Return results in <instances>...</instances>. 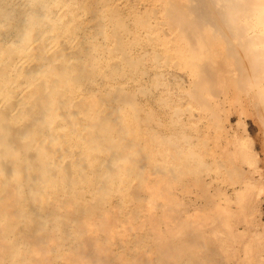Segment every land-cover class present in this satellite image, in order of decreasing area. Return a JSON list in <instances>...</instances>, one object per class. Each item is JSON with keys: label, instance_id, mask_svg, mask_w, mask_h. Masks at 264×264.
Returning <instances> with one entry per match:
<instances>
[{"label": "bare ground", "instance_id": "obj_1", "mask_svg": "<svg viewBox=\"0 0 264 264\" xmlns=\"http://www.w3.org/2000/svg\"><path fill=\"white\" fill-rule=\"evenodd\" d=\"M198 1L199 6H195L196 8L204 7L207 3L206 0ZM208 2L210 3V0ZM221 2L227 4L224 10L230 7L228 13L223 11L224 14L217 8L216 12L223 14L221 20L226 19L224 18L226 13L229 14V22L234 21L233 24L241 17L246 19L247 26L243 27L250 30L251 37L249 39L247 36L250 41L245 37L246 42L242 43L243 46L246 43V46L252 48L249 49L247 46L246 49L251 50L249 52L251 60L246 51L248 59L246 57L245 59L250 61L248 65L251 66L247 65V70L252 71L250 76L254 79L250 81L251 84L256 83V90L262 93L264 0H227L230 5L225 0ZM214 3L211 2V6ZM126 8V0H0V264H44L41 262L48 251L52 253L49 264H105L111 256L109 248L104 246V237L108 231L113 230V227L107 226L104 220L114 215L117 218V225L125 223L129 212L136 208L132 207L134 205L132 201L136 200L133 196L134 191L139 190L138 184L143 180L142 171L147 168L143 165L146 166L149 162L151 171H159L158 165L161 167V161L168 159L166 152L154 149L153 147L157 145L149 142L150 146H155L150 148L149 153L148 149H145L149 155L148 160L145 158L148 162L145 164L143 161L142 164V158L139 160V156L142 155L138 152L142 150L140 151L141 147L136 145L138 141L133 134L138 129L132 131L129 125L130 118L136 115V111L133 113L135 115L131 113L138 103L125 92L128 89L126 87L134 83L137 85L138 82L137 78L128 72L130 69L124 74L120 73L123 66L133 67L134 63H138L133 61L131 63L126 57V54L134 50L128 48L129 40L134 38V41L137 33L143 35L145 39L149 38V28L160 30V25L168 20V15L161 5L159 11L163 18L165 16L167 18L163 19V22L161 19H154L149 23L137 20L138 18L135 20L133 16L123 18L121 15ZM209 8L214 12L211 7ZM199 9L196 10V16L203 19L208 12L201 17V14L197 15ZM207 9L205 8L206 11ZM203 10L204 8L202 12ZM153 12L155 11H151ZM173 23L169 20L168 24H171V27L166 25L171 29ZM224 24L222 26L227 27L228 24ZM233 24L228 27L229 31L237 33L236 24L234 32L232 31ZM238 24V28L245 30L240 22ZM153 30L152 35L156 32ZM233 36L235 37V34ZM169 38L171 36L167 39ZM165 44L163 42V46L159 48L168 54L169 50L166 48L170 50L172 48L168 45L166 47ZM235 44L237 46L236 42ZM154 81L152 78V82ZM156 83L155 81V85L159 86ZM140 86L138 84L139 88ZM258 91L256 94L260 99ZM262 98L261 103L264 102ZM160 140L161 138L154 142ZM166 141L168 148L165 150L170 151L169 147L172 148V145ZM164 146L161 147L164 149ZM175 150L173 149L172 153ZM188 151L186 153L189 157ZM176 152L174 156H177ZM174 159L176 157L173 161L180 170V158L179 162ZM172 169L179 171L178 168H170L167 169L168 173ZM175 171L174 175L177 172ZM153 204L151 202L148 205V210H152ZM187 217L184 216L185 221L189 219ZM184 219L182 218L183 221ZM85 233L91 235L95 247L94 253L84 259L80 254ZM154 235L159 236V232H154ZM147 242L142 239L136 244L135 250L131 249L134 245L131 248L127 247L128 254L123 258L124 264H133L134 255L144 249ZM107 245L109 247L108 242ZM116 247L117 249L113 248L117 251L122 248L119 244ZM115 258L120 259L118 254ZM116 263L119 264L118 261Z\"/></svg>", "mask_w": 264, "mask_h": 264}, {"label": "rangeland", "instance_id": "obj_2", "mask_svg": "<svg viewBox=\"0 0 264 264\" xmlns=\"http://www.w3.org/2000/svg\"><path fill=\"white\" fill-rule=\"evenodd\" d=\"M139 1L126 0L127 8L120 15L127 19L128 16H133L135 20L138 18L137 20L149 23L154 19H161L163 22V19L168 17V22L165 20L164 24L160 25V30L149 28L150 39H145L143 35L137 33L139 36L135 35V40L133 41V38L127 44L128 48L134 49L131 53L126 54L127 59L133 63L138 62L134 63L133 67L123 66L120 72L124 74L126 70L130 69L128 72L137 78L138 82L137 85L134 83L126 87L128 89L125 91L129 98H133L139 104L134 107V111L131 113V115H135L133 113L136 111L137 116L130 118L129 125H131L132 131L138 129L133 134L138 141L136 145L141 147L140 151L142 150L140 153L137 151L139 155H142L139 156V160L142 158V162L145 161V164L148 162L145 158L147 159L149 156L151 147L155 146H150L153 143L157 145L153 148L160 152H166L168 159L165 158L164 161L167 160L165 163L161 161V167L160 164L158 165L159 171H151L148 166L149 162L146 166L143 165L144 168H147L144 169L145 172L141 169V171L143 170L141 177L143 180L137 187L140 191H134L133 196L136 197V200L132 201L134 204L132 207L136 206V211L133 208L132 212H129L125 223L121 222V225H117V218L114 215L104 220L107 226L113 227V230L108 231L104 237V246L109 248L111 256L105 264H115L116 261L119 264H124L125 259L123 258L128 254L126 248H131L134 245V248L131 249L135 250L136 244H139L142 239L150 243L147 242L148 245L146 243L144 249L134 255L133 264H264V111H262L264 102H260V99L264 97V92L256 90V83L251 84L250 81L254 78L250 76L252 71L247 70L250 61H247L246 51L249 53L251 50H246L248 45L246 46L245 43L243 46L242 42L247 36L250 39L251 33L248 28L246 30L243 27V25L247 26L246 19L241 17L238 19L239 21H235L236 28L233 24L234 21L229 22L230 18L228 19L227 11H230V7L228 10H224L227 4L221 0H210V3L206 0L205 6L198 8L195 7L199 6L198 0V2L196 0H155V3L154 0ZM151 1L153 2L151 3ZM161 1L164 5L161 4ZM211 2H215L212 4L213 7ZM225 2L229 4L227 0ZM161 5L165 8L163 9L164 12L166 11L167 17L163 18L159 11ZM209 7L214 12H211ZM199 8H204L203 12ZM205 8H208L207 11ZM217 8L222 13L223 11L227 12L224 18L228 20H221V15L223 16L224 13L216 12ZM198 9L200 12L197 15L201 14V17L208 12L205 14L206 16L204 15V21L196 16ZM153 10L155 17L151 13ZM169 20L174 22L171 29L172 23L169 25ZM239 22L246 31L238 28ZM224 23L228 24L227 27ZM223 24L225 26H222ZM231 24H233L232 31L234 32L235 26L236 32L240 31V33H230L228 27ZM176 25L179 26L176 27ZM152 30L156 31L153 35ZM172 30L174 31L172 32ZM157 31L161 34L159 35ZM167 34L171 38L167 39L170 37ZM234 34L236 40L234 36V38L232 37ZM238 35L240 36L238 37ZM206 37L210 39L207 40ZM160 39H167V42L163 40L164 44L168 43L169 47L174 48L173 50L166 48L169 50L168 54L170 52L171 55L162 52L160 48L163 46V42ZM249 39L247 38L248 41H250ZM234 42L238 47L236 44L234 45ZM249 55L250 59L251 53ZM131 68H136V70ZM243 72L250 74L248 73L249 76H247L245 73L244 76ZM244 77H247L246 81ZM152 78L159 86L155 85V81L152 82ZM151 82L154 85L150 86ZM138 84L141 85L140 88ZM138 89H142V91ZM257 91L261 96L260 99L257 97ZM262 100L264 101L263 98ZM158 101L162 102L158 103ZM143 129L145 131L142 132ZM138 135L145 137H138ZM158 138H161L160 142H154L159 140ZM166 140L172 145V148L169 147L170 151L165 150L168 148ZM142 145L148 147L145 148ZM161 146H164V149ZM145 149H148V153ZM173 149H176L175 152L179 150L176 152L177 156H174L175 152L172 153ZM145 153L147 154L145 155ZM171 153L177 161L180 158V170L177 163L173 161L174 157L171 156ZM170 168H178L179 171L176 170V172L172 169L169 171L170 175L168 173ZM164 172L168 174L166 175ZM137 188L135 187V189ZM151 202L154 203L153 208L148 210V205ZM185 215L189 218L187 221L184 219ZM154 232H159V236H155ZM82 240L83 250L80 255L85 259L94 253L95 242L87 233L83 234ZM106 241L109 243V247ZM118 244L122 246L119 251L115 250ZM117 254L119 260L115 258ZM47 255L41 263L49 264L51 262L50 255L52 253L50 254L48 251Z\"/></svg>", "mask_w": 264, "mask_h": 264}]
</instances>
